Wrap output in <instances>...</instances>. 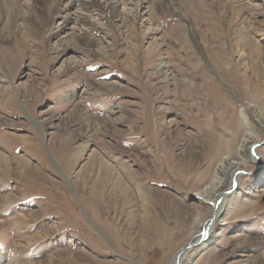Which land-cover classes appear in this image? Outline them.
<instances>
[{"label": "rangeland", "instance_id": "obj_1", "mask_svg": "<svg viewBox=\"0 0 264 264\" xmlns=\"http://www.w3.org/2000/svg\"><path fill=\"white\" fill-rule=\"evenodd\" d=\"M19 1L0 0V264H169L197 238L180 264H264V0H84L104 12L78 0L38 36L34 0ZM166 62L168 78L155 72ZM86 77L104 89L90 96ZM83 101L111 116L84 152L85 120L42 124ZM246 123L260 141L225 176L216 196L231 207L200 245L215 203L197 194L237 157Z\"/></svg>", "mask_w": 264, "mask_h": 264}, {"label": "bare ground", "instance_id": "obj_2", "mask_svg": "<svg viewBox=\"0 0 264 264\" xmlns=\"http://www.w3.org/2000/svg\"><path fill=\"white\" fill-rule=\"evenodd\" d=\"M16 1V0H15ZM18 2L20 3V1L18 0ZM76 2H79L78 0H34L32 1V5H34L38 11H36L37 13H34L36 14V17L34 18L32 14L28 15L27 17V20L30 21V28H31V32L32 34H34L35 36H38L39 34L43 33L44 31H47L46 29L49 28L51 25H52V21H51V16L53 15H58L60 14L64 8H68L70 7L72 4L76 3ZM97 2V1H96ZM140 2V1H139ZM17 3V5L19 4ZM83 3L85 4V6L87 8H93V7H97V9H99L101 12H104V7H102L100 4H96L94 1H90V2H87V1H84L83 0ZM201 3V2H200ZM154 2H152L150 5L153 6ZM162 4V3H161ZM11 5V4H10ZM21 5V4H20ZM138 5V4H137ZM19 7V6H18ZM17 7V8H18ZM32 7V6H31ZM72 7V6H71ZM107 10H113L115 8V5H114V2L112 0H107ZM45 9L48 11V16L47 14H45ZM117 10V8H115ZM98 10V11H99ZM50 11V12H49ZM7 12V11H6ZM100 12V13H101ZM109 12V11H108ZM115 12V11H114ZM116 13V12H115ZM114 13V14H115ZM139 13V12H138ZM102 14V13H101ZM107 14V13H106ZM119 15V14H118ZM139 15V14H138ZM75 16V15H74ZM107 17L108 14H107ZM112 17V16H111ZM122 17V16H121ZM65 17H63L64 19ZM77 18V17H76ZM7 19V18H6ZM13 20V18H12ZM11 20V21H12ZM80 21V20H79ZM64 22L67 24L69 22V18H65L64 19ZM13 23V21H12ZM27 24V22H25ZM85 23V22H84ZM112 23V22H111ZM135 23V22H134ZM10 23L8 22V25ZM116 25V24H115ZM11 26V25H10ZM114 26V25H113ZM132 26V25H131ZM135 26H137L135 24ZM134 26V27H135ZM12 27V26H11ZM29 27V26H28ZM115 27V26H114ZM97 28V27H96ZM10 29V28H9ZM29 29V28H28ZM62 29V28H61ZM136 29V28H135ZM139 29V28H137ZM11 30V29H10ZM33 30V31H32ZM2 31V30H1ZM29 32V30H27ZM133 31V30H132ZM30 32V33H31ZM136 32V31H135ZM3 33V32H2ZM1 33V34H2ZM26 33V31H25ZM113 33V31H112ZM138 33V32H137ZM57 34V33H56ZM43 35V34H42ZM41 35V36H42ZM114 35V34H113ZM190 35V34H189ZM63 36V35H62ZM61 36V37H62ZM70 36V35H69ZM72 36V35H71ZM2 37V36H1ZM74 37V36H73ZM76 37V36H75ZM9 38L11 37H8V40ZM67 38V37H66ZM162 38V37H161ZM1 39V38H0ZM89 39V38H88ZM87 39V40H88ZM61 40V39H60ZM62 40H65V39H62ZM68 40V39H67ZM66 40V41H67ZM70 40V39H69ZM72 40V39H71ZM74 40V38H73ZM6 41V40H5ZM76 41V40H75ZM92 41V40H91ZM94 41V40H93ZM4 44V42H2ZM75 43V42H74ZM79 43V42H78ZM95 43V42H94ZM57 44V43H56ZM59 44V47L56 48L55 52L57 54H59L60 56L61 55H64L65 52H68L69 49L71 48L72 49V45H67L65 42H62V43H58ZM50 46V45H48ZM75 46L76 50L79 49V50H84V52L87 53V50L84 49L83 47H77L76 44L73 45ZM86 46V45H85ZM50 48V47H49ZM54 49V48H53ZM37 50V49H36ZM94 50V49H93ZM92 49H89V52H90V55H94V51ZM42 51V50H41ZM94 53V54H93ZM39 54V53H38ZM73 58V57H72ZM33 60V59H32ZM2 69V68H1ZM65 72L67 71H72L74 73V75L78 76L79 74L82 73L81 70H79L80 68L78 67V64L76 62V60H74L73 62L66 60L65 61V64H64V68ZM62 69V70H63ZM8 70V69H6ZM74 70V71H73ZM169 63H161L158 65V67L155 69V72L157 74H163L166 78H168L170 75H169ZM71 72V73H72ZM171 72V71H170ZM70 73V72H69ZM174 73V72H173ZM6 74V73H5ZM71 75V74H70ZM154 75V74H153ZM174 75V74H173ZM80 76V75H79ZM86 81H87V90L89 92V95L90 96H95L99 90H102V87L104 86L103 83H98V82H95L93 79L88 78L86 77ZM174 79V78H173ZM6 80V78H5ZM35 80V79H34ZM178 80V79H177ZM162 81H165L164 79H162ZM171 81V80H170ZM8 86L10 87H13L14 88V81L12 79H9V77L7 78L6 80ZM168 82V81H167ZM174 82V81H172ZM176 82V81H175ZM36 83V81L34 82ZM177 83V82H176ZM39 84V83H38ZM107 84H110V83H107ZM173 84V83H172ZM175 84V83H174ZM180 84V83H179ZM106 85V84H105ZM113 85V84H112ZM108 86V85H107ZM111 86V84H110ZM174 86V85H173ZM179 86V85H178ZM106 87V86H105ZM113 87V86H112ZM111 88V87H110ZM117 88V87H116ZM16 89V88H15ZM37 89V88H36ZM35 89V90H36ZM104 89V87H103ZM115 90V88H114ZM179 90V89H178ZM17 91V90H16ZM34 92V91H33ZM19 94V93H18ZM99 94V93H98ZM70 100V99H68ZM84 101L83 102H77V103H74V107L70 110V113L66 115V117L64 118H57L55 117L54 115L49 117V120L46 121V122H43V127H44V130L45 132L47 131V128L49 127H57L59 125H56V121L60 124H62L65 120H70L71 118H74L75 120H71L70 122H68V124L70 125L71 123H74V121H79V120H85L84 122V125H81L80 127L81 128H84V130H86V133L84 136H82V134H80L79 136H75L73 138V141L75 140L76 144L77 143H80L81 145V150L84 152L85 150V146L86 144L83 143V140L84 138L87 137L88 135V130H89V127H92V126H96V127H103V126H106V121H108L107 119L108 118H111V116H108L107 118H100V117H95L91 114H89L87 112V110L84 108ZM118 109H119V112L122 111L123 113H127L126 111V108H124V106H122L120 104V106H118ZM246 109V107H245ZM242 111V110H241ZM240 111V112H241ZM116 112V111H115ZM121 112V113H122ZM124 115V114H123ZM161 115V114H160ZM262 115V114H261ZM124 117V116H123ZM246 117V116H245ZM120 118V117H119ZM33 119V118H32ZM131 119V118H130ZM161 119V118H160ZM37 120V119H36ZM126 120V119H125ZM162 120V119H161ZM114 121V120H113ZM117 122V121H116ZM244 122V121H243ZM41 124V123H40ZM172 124V123H171ZM245 124V123H244ZM67 125V124H65ZM111 125V124H110ZM109 125V127H110ZM230 125L232 127L235 126L234 122L232 121V123H230ZM262 125L264 126V119H262ZM108 127V126H106ZM112 127V126H111ZM132 127H130L131 129ZM244 128V127H243ZM260 128V127H259ZM65 129V128H64ZM110 130V129H109ZM95 131V130H93ZM105 131V130H104ZM175 131H179V130H175ZM230 132V131H228ZM244 138L242 139V145L240 144L241 141H240V147L238 146L237 148V157H232V156H225L223 157L224 160L219 163L218 167L216 168V174L214 175V179L210 182V184H208L207 186H205V188L201 191V192H198V203L197 205L200 207V208H205L207 207L208 205H205L207 203H210V204H214L215 207H214V210L211 211V217L207 220V222L204 224V220L202 221H199L197 220L198 222L196 223V225L198 224L199 226H202L203 224L205 225V230L204 232L200 235V237H203V241H201L200 245H204V244H208V242L210 241L211 239V236H210V232H211V229H212V226L214 225V223L212 224L214 218L215 220L221 216V213H223L227 207H231V203H230V200H229V196L226 195V193H222V194H219L216 196L218 190L220 189V187H222L224 185V182H226V179H225V176H227L229 173L232 177V175H234L235 173H237V171H239L240 169H243L241 168L240 166L241 165V161L239 160V158H242L244 157L245 155V149L249 144H253V143H257L258 141H260V136H261V133L260 132H255V130L253 128H251L248 123H246V127L244 128ZM93 133V132H92ZM230 134V133H229ZM99 135V134H98ZM26 136V135H25ZM99 137V136H98ZM25 138V137H24ZM231 138V137H230ZM232 139V138H231ZM221 144V143H220ZM228 147V146H226ZM151 151V150H150ZM228 154V153H227ZM81 155H82V152H81ZM1 157V155H0ZM3 158V157H2ZM1 159V158H0ZM4 160V159H2ZM98 160V159H97ZM94 162V160H93ZM92 162V163H93ZM0 163H1V160H0ZM4 165H7V162H4ZM23 164V163H22ZM243 164V163H242ZM26 165V164H25ZM18 167V166H17ZM13 168V167H12ZM13 170V169H12ZM10 172V171H9ZM236 175V174H235ZM229 176V175H228ZM227 176V177H228ZM257 177V175H255ZM226 177V178H227ZM232 183V180H230V185H233ZM234 186V185H233ZM231 189V188H230ZM229 194V193H228ZM264 194V193H263ZM196 205V204H195ZM198 213V212H197ZM199 214V213H198ZM37 215V214H36ZM34 215L36 218L39 217L38 215L36 216ZM200 215V214H199ZM202 215V214H201ZM207 217V216H206ZM189 218V217H188ZM185 219V218H184ZM185 221V220H184ZM216 222V221H215ZM193 224H195L193 222ZM211 224V225H210ZM195 225V227H196ZM203 225V226H204ZM2 226V225H1ZM198 227V226H197ZM189 235V234H188ZM190 236V235H189ZM198 237V236H197ZM199 239L197 238L195 240L198 241ZM194 241L192 242L190 240V242H188L184 248H181L179 250H177V253H175V255L173 256L172 260L169 262V264H180L181 260L184 258V256L191 251L197 249V247L195 246V243ZM193 245L192 249L191 246ZM189 245V246H188ZM188 246V247H187ZM183 247V246H182ZM76 253V252H75ZM212 253V252H211ZM73 256V255H72ZM75 256V255H74ZM186 259V258H185ZM183 259V260H185ZM261 261V260H260ZM37 263V262H36ZM260 263V262H259ZM39 264V263H38ZM42 264V263H41ZM57 264V263H56ZM77 264V263H76Z\"/></svg>", "mask_w": 264, "mask_h": 264}]
</instances>
